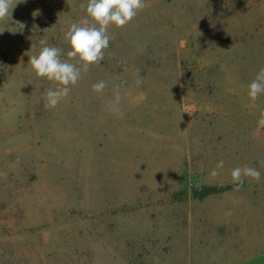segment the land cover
Masks as SVG:
<instances>
[{"label":"rangeland","instance_id":"rangeland-1","mask_svg":"<svg viewBox=\"0 0 264 264\" xmlns=\"http://www.w3.org/2000/svg\"><path fill=\"white\" fill-rule=\"evenodd\" d=\"M13 2L0 21V264H264V233L243 237L264 219V93L248 95L264 0H144L54 108L29 56L46 40L67 59L88 0ZM236 167L259 181L192 197L238 183Z\"/></svg>","mask_w":264,"mask_h":264},{"label":"clouds","instance_id":"clouds-1","mask_svg":"<svg viewBox=\"0 0 264 264\" xmlns=\"http://www.w3.org/2000/svg\"><path fill=\"white\" fill-rule=\"evenodd\" d=\"M20 2V0H19ZM13 0H0V21L11 16L15 5ZM145 7L144 0H88L86 5V17L79 23H73L65 32V40L69 45L66 53L67 59H62V50L55 46H49L46 40H41L42 45L37 55L29 56L28 64L35 75L52 82L56 87H49L45 93V106L54 108L62 98L70 91V85L74 86L81 78L82 72H86L92 64L99 63L104 56V50L109 45L108 28L125 26ZM47 29H45L46 31ZM106 87L105 82L100 81L93 85V91L102 93ZM248 95L252 100L264 93V68H262L248 86ZM119 96L115 103H118ZM118 111V108H113ZM264 126V116L258 121ZM223 166L221 161L218 167ZM217 175L214 170L211 173ZM260 172L251 167H236L231 176L234 182L243 183L242 177H251L259 181Z\"/></svg>","mask_w":264,"mask_h":264},{"label":"trees","instance_id":"trees-1","mask_svg":"<svg viewBox=\"0 0 264 264\" xmlns=\"http://www.w3.org/2000/svg\"><path fill=\"white\" fill-rule=\"evenodd\" d=\"M245 183H234L231 185H213V186H204L192 192V197L196 200H204L212 196H216L222 193L233 191L235 189L243 188ZM181 195V194H180ZM175 199V198H174ZM178 199V200H177ZM177 201H182V196L178 195Z\"/></svg>","mask_w":264,"mask_h":264},{"label":"crops","instance_id":"crops-1","mask_svg":"<svg viewBox=\"0 0 264 264\" xmlns=\"http://www.w3.org/2000/svg\"><path fill=\"white\" fill-rule=\"evenodd\" d=\"M262 170H264V168ZM261 189L264 190V179L261 182ZM248 223H249V227H248L247 231L245 230L246 231L245 233H249V235L246 234L243 237H245V238L261 237L262 234L264 233V219H263V221H259V220L256 221L255 219H251L248 221ZM254 233H257V234H254Z\"/></svg>","mask_w":264,"mask_h":264}]
</instances>
